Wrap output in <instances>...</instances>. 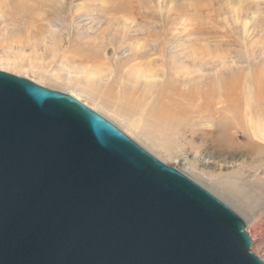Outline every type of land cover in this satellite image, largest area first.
Returning <instances> with one entry per match:
<instances>
[{"label": "rangeland", "instance_id": "1", "mask_svg": "<svg viewBox=\"0 0 264 264\" xmlns=\"http://www.w3.org/2000/svg\"><path fill=\"white\" fill-rule=\"evenodd\" d=\"M45 17L58 25L50 34ZM111 17L119 24L108 25ZM32 21L43 41L24 32ZM151 38L160 44L148 66L135 57ZM88 44L101 54L95 64L74 57ZM101 64L113 74L88 80L71 73L73 66ZM135 65L163 76L153 87L127 82L123 72ZM197 67L201 83L189 80ZM0 70L76 98L159 161L194 177L240 212L252 252L264 261V132L255 137L241 117L246 103L257 118L264 106V0H0ZM167 100L173 121L144 113L160 111Z\"/></svg>", "mask_w": 264, "mask_h": 264}, {"label": "water", "instance_id": "2", "mask_svg": "<svg viewBox=\"0 0 264 264\" xmlns=\"http://www.w3.org/2000/svg\"><path fill=\"white\" fill-rule=\"evenodd\" d=\"M246 223L64 92L0 70V264H264Z\"/></svg>", "mask_w": 264, "mask_h": 264}, {"label": "bare ground", "instance_id": "3", "mask_svg": "<svg viewBox=\"0 0 264 264\" xmlns=\"http://www.w3.org/2000/svg\"><path fill=\"white\" fill-rule=\"evenodd\" d=\"M241 1V0H240ZM243 3V2H242ZM235 10V15L239 14V13H243L244 11V7L243 5L241 4V2H238V4L236 5V7L234 8ZM241 15V14H239ZM238 15V16H239ZM236 18H238L236 16ZM44 21H46V32L47 34H50L53 30H52V27H55L57 24L51 22V20H48L46 17L43 18ZM108 25H111V24H119L118 21L114 18H110L109 21H107ZM133 23V22H132ZM10 25V23H9ZM24 32L26 33V35L31 38V39H35V40H38V41H43L42 38H40V35L43 34L42 32H39L40 29L38 28V25H36L35 22H30L26 25H24ZM58 26V25H57ZM119 26V25H118ZM124 29V28H123ZM42 30V29H41ZM114 30V29H113ZM117 30V29H116ZM133 30V29H132ZM115 31V30H114ZM122 31V30H121ZM117 32V31H115ZM132 32V31H131ZM134 32L136 33L137 31L134 30ZM111 34V33H110ZM104 35V34H102ZM111 36V35H110ZM146 36H148L146 34ZM150 38V37H148ZM102 39V37H101ZM147 40V39H146ZM158 39L156 38H151L149 42H147L144 46H143V52L140 51V53H138V58L135 57L136 59L140 60V62H142V60H144L145 62L143 64H146L148 66H151V64H155L157 62V59H155V50L156 48L158 47ZM166 43V42H165ZM159 44H160V41H159ZM104 49V47H103ZM96 48L95 47H92L90 46L89 44L87 45V49L83 50V51H80V50H77L75 51V54H74V57L76 58L77 61H80L81 63H88V62H91L92 64H95L97 62V59L99 58L98 57V53ZM159 53L161 54V48H159ZM101 55V54H100ZM225 62V61H224ZM138 63V62H137ZM190 63V62H189ZM204 63V61H203ZM202 61L200 62V65L202 66L203 65ZM220 63V64H219ZM218 64L219 65H222L223 64V61L220 60ZM199 65V67H201ZM143 66V65H141ZM139 67L140 65H135V67H132V69H126L125 72H123V76L125 78H127V82H130V83H133L135 85H139V84H142V85H145V86H152L153 87V84L154 82H156L157 80H161L160 78H162L163 76V73H158V72H150V69L148 68H143L144 71H141L139 70ZM191 68V66L189 67ZM198 68V67H197ZM71 73L74 74V75H81V76H85L86 79L88 80H96V79H103L102 77L106 76L107 74L108 75H112L113 73L111 72V68L109 65H105V64H101L99 66H94V65H90L88 67L86 66H82V67H75L73 66L71 68ZM189 70V69H188ZM203 70V69H201ZM201 70L198 68V70H194L192 72H190L188 75L191 76L189 80H194L195 78L198 80L200 79V83L202 82V79L204 76H201L202 73H201ZM112 73V74H111ZM195 77V78H194ZM184 78V77H183ZM206 79V78H205ZM186 80V78H185ZM192 80V81H193ZM207 80H209V78H207ZM205 82V81H204ZM189 83V82H187ZM215 96V95H214ZM206 97V96H205ZM213 97V96H212ZM211 97V98H212ZM222 99V98H221ZM212 100V99H211ZM219 101V100H218ZM128 102V100H127ZM207 102V101H206ZM212 102V101H211ZM222 102V101H221ZM230 102V101H229ZM228 102V103H229ZM132 103V102H130ZM227 103V104H228ZM209 104V103H208ZM131 105V104H130ZM216 105V104H215ZM219 105V103L217 104ZM132 106V105H131ZM133 106H134V102H133ZM162 108L160 109V111H156L153 112L152 111H149L150 109L148 107L146 108H143L144 110V113L145 114H148V115H153L155 117H158V118H155V120L157 121H162L163 123L168 121V120H172L173 121V117H171V115H173L172 113V103L169 102L168 100L166 101V104H162L161 105ZM136 107V106H134ZM137 108V107H136ZM152 108V107H150ZM212 108V107H211ZM227 108V107H225ZM257 110L261 111V113L258 115V118L256 117V114L254 113V109L255 107H251L249 105V103H246L245 106H244V109H243V113L241 114V117L242 119L244 120V123L246 125V129L248 130H251L253 133V135L256 137V135H260L261 133L264 132V106L262 108H260V106H257ZM229 109V108H228ZM101 110V109H100ZM141 110V109H140ZM231 110V109H230ZM196 111V109H195ZM150 112H152L150 114ZM190 112V111H189ZM100 114V113H99ZM196 115V114H195ZM198 115V113H197ZM232 115V114H231ZM103 116V115H102ZM198 117V116H197ZM233 118V117H232ZM185 119V118H184ZM234 120V118H233ZM263 130V132H260L261 130ZM131 132L136 134L137 136L139 135V133H137L136 129L134 126L131 127ZM185 130V129H180L178 130V132L182 133V131ZM124 133H128L126 131H124ZM259 133V134H257ZM128 135H132L131 133H128ZM133 136V135H132ZM135 138H137L136 136H134ZM261 137V136H260ZM264 140V139H263ZM158 146V145H157ZM145 149V148H144ZM149 149V148H147ZM150 150V149H149ZM181 172H184L185 174H187L190 178H192L194 181H196V179H194V177H192L191 175H189L188 173H186L184 170H180ZM198 184H200L198 181H196ZM201 185V184H200ZM201 186H204L203 184ZM205 188H207L206 186H204ZM208 189V188H207ZM209 190V189H208ZM210 191V190H209ZM212 194H214L212 191H210ZM215 195V194H214ZM216 196V195H215ZM259 196V195H258ZM217 197V196H216ZM218 198V197H217ZM219 199V198H218ZM220 200V199H219ZM222 200V199H221ZM260 200V199H259ZM223 201V200H222ZM224 202V201H223ZM225 203V202H224ZM226 204V203H225ZM229 206V204H227ZM232 210H234L237 214L240 215V212L236 211L233 207L229 206ZM243 215V214H242ZM250 217H253V213L252 214H249ZM247 226V225H246ZM248 229V227H247ZM249 231V229H248ZM261 240V243L260 245L264 246V232L263 231H260V238Z\"/></svg>", "mask_w": 264, "mask_h": 264}]
</instances>
